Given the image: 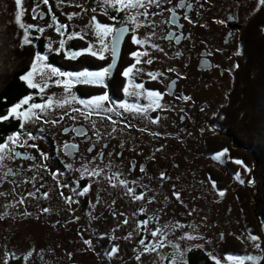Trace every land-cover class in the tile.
Returning a JSON list of instances; mask_svg holds the SVG:
<instances>
[{
    "label": "rangeland",
    "instance_id": "374dc122",
    "mask_svg": "<svg viewBox=\"0 0 264 264\" xmlns=\"http://www.w3.org/2000/svg\"><path fill=\"white\" fill-rule=\"evenodd\" d=\"M38 3L39 8L33 12L32 9L36 8ZM49 3L53 5L51 11L59 19V22L68 25L64 36L58 34L54 27L48 26L53 21L48 14V6L41 3L40 0H22V5L18 7L17 12L20 15V21L17 23L23 35L24 47L36 50L35 53L39 52L42 57H47L46 60H34L29 72L31 75L28 73L27 79H25L26 76L23 78L30 90L37 93H39L38 89L30 85L36 82L43 85L44 82L39 74L47 71L45 66L50 65L49 59L52 55L58 54L56 49L59 47V42L62 39L66 40L65 49H67L68 41H78V38L67 40V33L76 31L83 34L86 23L91 20L93 15L96 14L100 18L105 16L104 14H93L91 11L92 8H106L100 0H65L60 6H57V0H49ZM77 4L83 7H77ZM73 12H79L80 15L68 20L66 14ZM41 14L45 15L44 18H40ZM21 23L26 28L29 25L33 26L28 28L27 33L32 43L25 42L24 29L20 27ZM139 23L140 27L135 28L136 35L143 39H149L148 47L151 49L156 38L153 33L148 31L151 26L150 21H147L148 25L145 24L146 26L142 20ZM37 28L44 29L42 35L40 31L36 30ZM33 37L39 38L33 39ZM91 39L96 40L97 38L91 34ZM34 43L38 46L41 44L42 50ZM161 49L163 51H158L157 54L160 59H165L164 62L168 63L165 68L176 66L178 61L172 58L171 50L166 46ZM148 51L149 49L145 50V52ZM206 82L209 86H206ZM48 83L49 87L46 88L48 90L42 94L41 103L49 97L62 99L67 95L63 87L55 86L51 81ZM230 83L232 85V78L226 77L224 70L223 73L220 71L211 77L208 76L203 82L199 79L200 95L206 97L201 99L206 101L211 99L212 102H210L214 105V109L221 105L226 106V97H228V93L231 95L232 91ZM26 107L27 105H23L19 111H23ZM72 107L86 111L82 105L74 102L70 107L54 108L47 114L37 112L41 119L36 123H25V130L31 131L34 136L62 139L64 129L62 130L61 127L70 124L72 119L65 116L56 125L44 123V121L59 119L65 111L71 112ZM182 107L185 108V112H196V109L189 108V102ZM71 114L74 115V113ZM166 116L167 114H165ZM16 120L21 123L20 119ZM76 122L86 124L83 118ZM92 122L91 120L87 124L93 129ZM95 124L103 136L102 142L111 143L113 148L118 143L116 138H120L121 134L131 132L130 135L134 137L132 140L134 143L129 141L124 145L127 163L122 162L121 158L114 154L117 162L105 160L104 166L101 167L104 168V172L100 176H90L84 171L85 167L91 171L96 165L100 166V164H96L98 155L87 157L86 153L81 152L82 161L72 163L65 158L61 147L58 146V153L54 151L53 154L60 156L63 166H66L64 171L66 176L57 175L54 177L52 173L55 172L48 173L51 160L49 151L41 145L38 139L28 140V145L36 144L40 146L38 149L28 145L23 147L18 144L10 145L15 152L27 151L33 154L36 156V160H21L13 156L0 161V192L5 193L0 196V216L3 217L0 219V264H14V262L15 264H181V261L183 264H188V253L197 249L204 251L214 262L219 261V264H237L235 260H228L227 257L232 255L225 254L222 249L223 242L231 236L236 237L245 246L247 251L245 256L263 257L264 240L260 238V247L257 248L248 238L251 232L246 227L236 195L239 189L253 186L252 183H246L249 171L243 165L237 164L228 153H225L220 160L214 159L218 153L213 154L214 156H209L206 153L207 140L209 139V142L212 143L218 139V142H221L220 138H223L224 134L220 132V135H214V130L205 124L190 125L177 122L173 125L167 119L165 123L159 121L156 124L144 120L143 127L150 131L147 136L134 133V130L130 128H126V130L124 128L121 131L123 124H117L115 126L117 130L111 132L112 125L97 116ZM41 129L43 132L40 131ZM93 130L95 131V129ZM109 132H111L110 136ZM153 132H158L161 135L154 137L151 134ZM228 138L225 136V139ZM20 139L25 140L27 137L22 135ZM39 149L44 150L47 159L40 157L41 150ZM236 149L233 147V151ZM139 151L143 152L145 156L139 157ZM135 159L145 166V173L139 171L140 165H135V169L132 170V162ZM109 161L111 167L105 168ZM94 163L95 165H92ZM212 169H216L219 174L224 175L223 183L221 182L223 188L213 179ZM9 170L16 175L5 178L3 173ZM117 170L123 174L121 179L129 182L137 181V184L130 183L137 193L143 191L146 200L152 197H155V200L151 203L135 201L125 195V190L115 180L113 183H117V186L112 187L106 176ZM161 172L166 176L163 181L159 178ZM32 177H36L34 182L24 183V181H30ZM83 177H86L91 185L90 190L83 196H78L73 190L70 192L69 187H64L62 191L65 197L70 196L72 200L74 198L78 200V202L73 200L72 203H66L59 194L61 189L58 188V185H64L66 180H71L73 185L79 186V189L82 190L80 184ZM240 180L244 182L241 183ZM212 181L216 182L215 188L212 187ZM33 183L37 187L40 184L43 185L37 193L40 198H30L24 205H17L16 201L19 199L20 193L26 194L28 191H35ZM251 189L249 193L251 194L250 198L253 199ZM219 190H223L225 195L220 196ZM173 191L180 193V200L173 196ZM43 192H48V199H43L40 195ZM85 198L89 208H85L83 204L80 205ZM141 205L144 208L143 214L139 211ZM42 208H48L50 211L43 213ZM25 211L31 215H22ZM121 213L124 215H120ZM125 219L128 221L127 224L123 223ZM142 220L150 221L149 229L164 228L166 238H162L165 240L166 246L150 254H145L138 261L136 256L143 252V246L138 243L140 236L137 235V225ZM177 223L181 227H172ZM140 232L141 235L144 234L142 229ZM130 233L131 239H125ZM186 234L195 238L181 239ZM95 235H98V239H108V243H111V245L104 244L100 248V250L104 249L101 254L92 248V243L85 244V240L91 241V237ZM154 239L156 238L148 237L150 241ZM114 245H119V253L110 256L107 254V250H110ZM173 245L179 247L176 248ZM181 253L183 256L180 255ZM245 264H256V262L245 261Z\"/></svg>",
    "mask_w": 264,
    "mask_h": 264
},
{
    "label": "flooded vegetation",
    "instance_id": "af4514ba",
    "mask_svg": "<svg viewBox=\"0 0 264 264\" xmlns=\"http://www.w3.org/2000/svg\"><path fill=\"white\" fill-rule=\"evenodd\" d=\"M186 3H190L192 7H185L181 9L177 6L179 4V0H171V3H167L165 0V2L162 3L161 8L151 9L152 11L159 13L158 15L150 16L148 18H139V21H143L144 26H146L145 24H147V21H150L151 26L148 31L149 33H154L156 41H154L153 45H156L157 47H152L150 49L148 47L149 39H147L148 43L142 47L132 43L131 36L133 32L136 35L137 30H135L132 25H128L130 29L129 32L125 33L124 36L119 39V43L117 45L115 66L113 67L111 75L105 77V84L107 87L95 86L91 84H76L74 89H72L75 96L80 99H88L90 97L107 93L110 99L114 102L119 103L124 100L133 102L134 98L128 97L124 93L123 89L127 86L131 90L133 83H143L145 89L158 90L160 93L164 94L160 103L165 106V109L149 111L147 116L144 117L136 116L135 118H132L131 116L125 114V119L130 120L131 123L135 125V127L130 128L131 130H134V133L147 136L150 131H141V129L146 128L142 125L143 121L146 120L151 123L150 118L159 117V121L161 123H165L167 119L173 125L177 122L188 123L190 125L205 124L214 130V135H220V129L217 125L221 119L225 106L221 105L219 108L214 109L211 99L207 101L201 99L202 97H206L200 95L201 86H198L199 79L203 82V80H206L208 76L211 77L220 71L223 73L224 70L225 76L232 78L233 85L235 72L245 60L244 46L251 34V31L248 30V25L264 5H261L259 0H186ZM95 6L97 7L96 4ZM173 7H175V23L172 22L174 14L168 11V9ZM104 11L105 8L99 7L96 12H93V14L98 13L99 15H102ZM107 12L108 15H105L104 17L100 18L96 14L95 16L104 24L111 25L114 23L116 28L122 27L121 19L123 14L121 13L117 15V19L114 22L109 17L111 15H116V13L108 8ZM44 16L45 15H40V18H44ZM185 16L189 17L193 22L189 23V21L184 18ZM221 21H224V23H221ZM89 22L90 20L86 23V26L89 25ZM86 26L84 32L86 31ZM43 32L44 31L41 32V35ZM91 34L92 32H87L85 39L83 40L78 39V41H68L67 49L75 51L87 48L88 42L93 43L97 48H99V42L97 39L92 40ZM176 36L181 37L179 42L176 41ZM137 37L143 39L140 36ZM169 37H171V39H169ZM104 43L107 44L110 49L111 37L105 39ZM34 45L38 46V44L35 43ZM164 46L171 50L172 58L178 61L176 66L165 68L168 63L164 62L165 59L163 60L158 57V51H160V49ZM138 48L141 52H145V50L149 49L147 52L148 55L142 56V62L137 65V68H142L144 71L137 75L135 70H133L130 77H125L122 73L135 63V58L130 54L137 51ZM55 56L62 58L64 62V64H61L62 66H59L57 63H51V58L53 59ZM55 56L52 55L49 59L50 65L55 66L64 72L73 73L80 72L85 69L88 71H100L111 65L113 61L111 51H105L103 53V59L92 55H80L75 59H70L67 58L65 51H59ZM148 59L152 60L151 64L143 62ZM75 66L78 69H75ZM169 69H172V71H169ZM149 72L162 73L163 75L159 76L157 79H151L147 74ZM195 73L197 75H194ZM232 85L230 83V88H232ZM206 86H209L207 82ZM172 93H175V95ZM29 95H32L33 97V100L29 101V103H41L42 94L32 90ZM177 96L188 97L190 99H177ZM226 100L225 105H227L228 100H230L229 93ZM188 102L190 103V109H196L195 113L185 112V108L182 106ZM139 103L147 105L148 101L142 98ZM105 106L108 107L109 105L105 103ZM117 111L122 110L117 108ZM165 114H167L166 117ZM74 115L78 116V119L72 120L70 124H66L67 126L62 125V130L65 128L82 129L87 132L86 136L77 135L74 131H69L68 133L63 132L64 136L62 139H52L47 136H38L42 137L39 138L38 141L41 142V145L43 147L45 146V148L49 151L48 154L51 160L49 161L50 166L48 168V173L57 172V170H59L61 173L59 175L60 177L61 175L63 177L66 176L64 172L66 166H63V161L60 156L53 154L54 151L57 152L58 146L61 147V152L65 158L72 163L82 161L81 152L86 153V155H88L87 157H95L98 155V161L96 164H100V167L104 166L105 160H114L117 162L114 155H117V153H122V155L117 156L121 158L122 162L125 164L127 163V157L124 153V145L125 142H129L134 139V137L130 135L131 132H126L125 134H121L120 138H116L118 143L116 147L113 148L111 147V143L102 142V139L94 136V130L89 127V124H87L91 120L95 121L96 115L89 118H85L79 113H74ZM111 115L115 120L121 119L114 113ZM81 118H83L86 124L76 122ZM137 125L142 126L139 127ZM132 142L134 143V141ZM65 143L78 145V150H73L71 152L65 150L63 147ZM93 144H95L94 150L88 151ZM105 144H107V147H103ZM121 145H123V147H121ZM101 151L104 153V159H101L99 156ZM40 152L44 153V150L42 149ZM23 153L33 155L27 151H24ZM109 153H111V155H109ZM138 156L144 157L145 154L139 151ZM92 165H95V163ZM135 165L142 166L137 159L132 162V170L135 169ZM84 179H86V177L81 179L82 183H85L83 181ZM82 183L80 186L83 188L85 186L82 185ZM65 184L70 185V192H72L73 188H75L76 191H80L79 186L73 185L71 180H66ZM73 200L78 201L75 198ZM81 204L82 201L80 205Z\"/></svg>",
    "mask_w": 264,
    "mask_h": 264
},
{
    "label": "snow or ice",
    "instance_id": "6c2138e0",
    "mask_svg": "<svg viewBox=\"0 0 264 264\" xmlns=\"http://www.w3.org/2000/svg\"><path fill=\"white\" fill-rule=\"evenodd\" d=\"M41 3L44 5L48 6V14L51 16V19L53 21L52 24L48 25L49 27H54L55 31L60 34L61 36H64L65 33L67 32L68 25L67 24H61L59 22V19L55 16L54 13L51 11V4L49 3V0H40ZM65 0H57V6H60L63 4ZM101 4L106 6L104 15H108L107 8L112 9L116 15H111L109 18L112 21H116L117 15L123 14V17L121 19V24L122 27L116 28L115 24H104L101 21L97 19L95 15L91 17V20L89 22V25L86 26V31L84 34L81 32H76L73 31L71 33H67V40H71L74 38L78 39H85V35L87 32H92L93 35L96 36L97 41L100 44V47L97 48L93 43L88 42V47L87 48H82L79 50H71V49H65V44L66 40H61L59 42V47L56 49L57 52L63 50L65 51V54L67 58L70 59H75L80 55H92L96 56L100 59H103V53L105 51H111V54L113 56V61L112 64L103 68L100 71H88V70H82L80 72H64L60 70L59 68L52 66V65H46L45 67L47 68L46 72L40 73V78L44 82L43 85H41L39 82L32 83L30 86L33 88L38 89L40 94H43L45 92V89L49 87V81L52 82L55 86L58 87H63L67 95L63 97L62 99H53L52 97L47 98L43 103H29V101L33 100L32 95H29L28 97L24 98L21 102H19L17 105L11 106L8 109V112L5 116L0 117V122H3L4 120H9V119H20L21 123L19 125L20 131L15 132L11 134L10 136L7 137V142L5 143H0V161H2L5 158H11L13 156L19 157L21 159L25 160H36V156L34 155H28L25 153H19L15 152L14 148L10 147V145H16L18 144L19 146L23 147L24 145H28V140H36L42 137L34 136L31 131H26L25 130V123L27 122H32L36 123L41 119V116L37 114V112L42 113V114H47L49 110H54V108H66L70 107L74 102L79 103L80 105L83 106V109H86V111H82L81 108H76L72 107L71 112L65 111L63 115L59 117V119H53V120H45L44 123H51L52 125H56L59 123L60 120H63L65 116H69L72 120L78 119V116L72 115L71 113H79L80 115H83L85 118L92 117L93 115H96L97 117H100L101 120H106L110 125H112L111 132H115L116 125L117 124H123V128H121V131H123L124 128H131L135 127L131 123L130 120L125 119V114L128 116H131L132 118H135L136 116H147V113L149 111H156V110H164L165 106L160 103V101L163 99V93H160L158 90H149L145 89L143 83L139 84H132L131 90L129 87H125L123 89L124 93L130 97L134 98L133 102H129V100H124L120 101L119 103L114 102L110 99L107 93H103L98 96L90 97L88 99H80L75 96V94L72 93V87H74L76 84H91L95 86H102V87H107L105 84V77L110 76L111 72L113 70V67L115 66L116 63V57H117V45L119 43V39L124 36L125 33L129 32V27L128 25H132L133 28H139L140 23H139V18L144 17L148 18L150 16H155L158 15L156 11H152L151 9H159L161 8L162 3L165 2V0H100ZM167 3H171V0H166ZM259 3L261 5H264V0H259ZM15 4L19 7L22 5V0H15ZM39 3L37 4L36 8L32 9L33 12H36L37 9L39 8ZM77 7H83L82 5L77 4ZM179 8L183 9L185 7L191 8L192 5L190 3H186V0H179V4L177 5ZM87 11V9H84ZM91 11L96 12V8H92ZM168 11L172 12L174 15L172 17V22H176V17H175V7L168 9ZM43 15V14H41ZM80 15L79 12H73L70 14H66L67 19L71 20L74 16ZM35 18V17H33ZM185 19L189 21V23H192L193 21L185 16ZM17 22L20 21V15L17 14L16 16ZM221 23H224V21H221ZM20 27L24 29V40L26 43H32V40L29 39L28 37V28H31L33 26L29 25L28 28L25 27L23 23L20 24ZM182 27V25H181ZM37 31H44L43 28H37ZM154 34V33H153ZM111 37V48L109 49L108 45L104 43L105 39ZM39 37H33V39H38ZM132 43L138 45V46H144L148 43L147 39H140L138 38L135 33L133 32L132 36ZM171 39V37H169ZM176 41L179 42L181 39L180 36L175 37ZM153 47H157L156 45H153ZM51 50V48H50ZM160 51H163V49H160ZM132 57L135 58V63L131 65L128 69H126L122 75L125 77H130V74L133 73V70H135V73L138 75L140 72L144 71L142 68H137V65L140 64L141 57L148 55L147 52H141L139 48L137 51L133 52L130 54ZM40 59H47L46 56L41 55V53L37 52L35 54V60H40ZM144 63L151 64L152 60L148 59L146 61H143ZM169 71H172V69H169ZM148 76L151 79H157L159 76L163 75L162 73H147ZM28 75H31L29 73ZM55 77V79H53ZM27 79V76L25 77ZM131 83V79H130ZM175 83V82H173ZM175 95V93H172ZM145 99L148 101L147 105L140 104L139 101L140 99ZM177 99H183V100H188L190 98L188 97H183V96H177ZM105 103H107L109 106L105 107ZM23 105H27L26 108H24L23 111H19L20 108L23 107ZM117 108L121 109L122 111H117ZM115 114L119 116L121 119L120 120H115L113 119V116L111 114ZM151 123H159L160 118H150ZM92 127L95 129L94 131V136H96L99 139H103L102 134L100 133L99 129L96 128L95 121L92 122ZM145 129H141V131H144ZM43 132V129L40 130ZM69 131H74L76 132L77 135H87V132L82 130V129H64L65 133H68ZM111 132L108 133V135H111ZM154 137L160 136L161 134L158 132H153L151 133ZM26 136L27 139L21 140V136ZM29 147L37 148L38 146L36 144H30L28 145ZM64 149L71 152L73 150H78V145L76 144H69L65 143L63 145ZM103 147H107V144L103 145ZM123 147V145H121ZM95 148V144L91 148L88 149V151H93ZM227 149L222 150L218 154L215 155L214 159L220 160L221 157L227 153ZM111 155V153H109ZM117 155H122V153H117ZM99 156L101 159H104V153L101 151L99 153ZM40 157L42 159H47V154L45 153H40ZM95 159V158H93ZM237 164L243 165V162L240 160L235 161ZM41 167H44L41 165ZM70 167V165H69ZM111 167V162L109 161L108 164L105 165V168H110ZM246 167V166H245ZM84 171L87 172L90 176H100L101 173L104 172V168H101L99 165H96L91 171L87 167L84 168ZM139 171L141 173H145L146 169L144 166H140ZM61 173L59 170L57 172L52 173V175L55 177L57 175H60ZM10 175H16V173H13L11 170L8 172H4L3 176L6 178ZM123 174L120 173L118 170L116 172H112L111 175L106 176V179L108 180L109 184L112 187H116L117 183H113V181H117L119 186H122L123 189L125 190V195L129 196L131 199L135 201H145L146 203H151L155 200V197H152L151 199L146 200L145 198V193L143 191L137 193L136 189L130 186L131 184H137V181L133 180L131 182L121 179L120 177ZM160 180H164L166 178L165 173L161 172L160 173ZM237 179H239V176H237ZM36 180V177H32L30 181H24V183H29V182H34ZM15 183V181H12ZM241 183H243V180H240ZM70 185L64 184V185H58V188L61 189L60 191V196L65 200L66 203H72L74 202L72 200V197L64 196V192L62 189L64 187H69ZM33 187L35 188V191H28L26 194L25 193H20L19 194V199L16 201L17 205H24L26 200L28 199H39L40 197L37 196V193L40 191V187H43L42 184H40L39 187L33 183ZM91 185L85 186L82 188L80 191H76L75 188H73V191L76 192L78 196H83L85 193H87L90 190ZM212 187H216V182L212 181ZM218 194L220 196H224L225 192L223 190H219ZM5 195V193L0 192V196ZM43 199H48V192H43L40 194ZM173 196L177 199L180 200V193L173 191ZM78 202V201H75ZM114 203V202H113ZM41 211L43 213H48L50 209L48 208H42ZM140 213H144V208L143 205H141L140 208ZM5 215H7L5 213ZM22 215H31L30 213H27L26 211ZM115 215V213H113ZM120 215H124L121 213ZM0 219H3L2 216H0ZM155 219V218H154ZM124 224H127L128 221L125 219L123 221ZM150 221L149 220H142L138 222L137 228V235L140 236L138 243L139 245L143 246V252H141L139 255L136 256V260H141L142 256L145 254H150L152 252L157 251L159 248L165 247V240L163 238H166V233L164 231V228L162 227H156L154 230L149 229ZM264 223V222H262ZM172 227L179 228L181 225L179 223L172 225ZM143 230L144 234L141 235L140 230ZM151 236L153 238H156L154 240H148V237ZM163 237V238H162ZM194 239L195 237H192L191 235H185L182 236L181 239ZM254 244L255 247L259 248L260 247V237L255 235V234H249L248 237ZM125 239H131V233L129 236L125 237ZM91 241L85 240V244H90ZM169 243H171L169 241ZM173 247L178 248V245H173ZM119 245H114L108 252V255H114L119 253ZM71 255V254H69ZM183 256V253L180 254ZM215 260V257H213ZM228 260H235L237 264H245V261H255L256 264H259L260 259H264V257H254V256H244V257H233V256H228ZM181 264H183V261H181ZM216 264H219V261H216Z\"/></svg>",
    "mask_w": 264,
    "mask_h": 264
},
{
    "label": "trees",
    "instance_id": "16d2710c",
    "mask_svg": "<svg viewBox=\"0 0 264 264\" xmlns=\"http://www.w3.org/2000/svg\"><path fill=\"white\" fill-rule=\"evenodd\" d=\"M17 12L15 0H0V117L5 116L11 106L17 105L32 91L23 78L31 71L36 50L24 47L23 35L16 20ZM248 26L251 34L244 46L245 60L235 72L230 100L217 125L224 137L220 138L221 142L217 139L211 143L208 139L206 153L214 156L227 149L234 161L240 160L246 166L249 171L246 183H252L253 186L239 189L236 195L246 227L251 234L264 240V6ZM40 46L38 48L42 50ZM51 63L59 66L64 64L59 56L51 58ZM75 69L78 68L75 66ZM19 125L16 119L0 122V143H5L9 135L18 132ZM225 136L229 138L225 139ZM233 147L237 148L236 151H233ZM212 172L213 179L223 188L221 182L224 175L216 170ZM83 181L85 183L81 181L82 185H89L88 180ZM250 189L253 199L250 198ZM82 204L89 208L86 198ZM91 238L92 248L98 250L99 254L104 252V249L100 250L104 244L111 245L108 239H98V235ZM222 246L225 254L236 257L247 255L245 246L236 237L227 238ZM262 250L264 257V245ZM187 262L216 264L204 251L198 249L188 253ZM259 264H264V259Z\"/></svg>",
    "mask_w": 264,
    "mask_h": 264
},
{
    "label": "clouds",
    "instance_id": "9594fccd",
    "mask_svg": "<svg viewBox=\"0 0 264 264\" xmlns=\"http://www.w3.org/2000/svg\"><path fill=\"white\" fill-rule=\"evenodd\" d=\"M214 170H216V169H214ZM217 172H218V170H216Z\"/></svg>",
    "mask_w": 264,
    "mask_h": 264
}]
</instances>
